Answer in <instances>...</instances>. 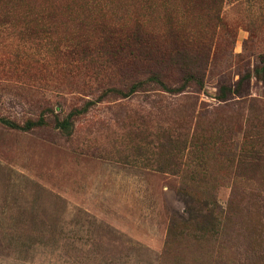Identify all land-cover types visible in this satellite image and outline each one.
<instances>
[{"label":"rangeland","instance_id":"obj_1","mask_svg":"<svg viewBox=\"0 0 264 264\" xmlns=\"http://www.w3.org/2000/svg\"><path fill=\"white\" fill-rule=\"evenodd\" d=\"M0 264H264V0H0Z\"/></svg>","mask_w":264,"mask_h":264},{"label":"trees","instance_id":"obj_2","mask_svg":"<svg viewBox=\"0 0 264 264\" xmlns=\"http://www.w3.org/2000/svg\"><path fill=\"white\" fill-rule=\"evenodd\" d=\"M126 47H122V48H118V59H119V55L122 54V57L125 56L123 62L119 61V63L121 64L122 68H129V67H136V65L134 63L128 64L127 61L131 58V56L133 55V53L137 56V57H133V58H137L139 59L140 57H142V51H144L143 49H134V50H130L128 51L127 54H123L124 52H126L125 50ZM170 65L177 70V72L180 75V80L178 81V83L184 84L186 81H193V82H197V79H199V77L194 76L195 72H192L191 70V66L187 63L186 60L184 59H178V60H174L171 59L169 60ZM130 65V66H129ZM194 69H197V67H193ZM132 69V68H130ZM151 83H153L154 85H157L159 87V89H161V91L168 93V94H174V93H178L177 90H170L166 87V84L160 80L157 76V74H153V76L151 77ZM199 82V80H198ZM139 89V88H138ZM134 91L133 93L139 92V90ZM61 131H66L67 126L66 123H63V126H61ZM248 158V157H245ZM244 159V158H243ZM251 159H255L254 157L251 156Z\"/></svg>","mask_w":264,"mask_h":264}]
</instances>
